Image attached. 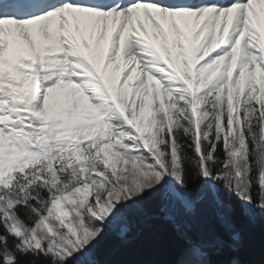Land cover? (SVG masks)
I'll list each match as a JSON object with an SVG mask.
<instances>
[{"label":"snow or ice","instance_id":"obj_1","mask_svg":"<svg viewBox=\"0 0 264 264\" xmlns=\"http://www.w3.org/2000/svg\"><path fill=\"white\" fill-rule=\"evenodd\" d=\"M0 264H264V0H0Z\"/></svg>","mask_w":264,"mask_h":264}]
</instances>
